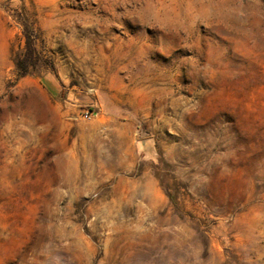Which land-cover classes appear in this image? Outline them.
<instances>
[{
  "label": "rangeland",
  "instance_id": "rangeland-1",
  "mask_svg": "<svg viewBox=\"0 0 264 264\" xmlns=\"http://www.w3.org/2000/svg\"><path fill=\"white\" fill-rule=\"evenodd\" d=\"M0 264H264V0H0Z\"/></svg>",
  "mask_w": 264,
  "mask_h": 264
},
{
  "label": "trees",
  "instance_id": "trees-1",
  "mask_svg": "<svg viewBox=\"0 0 264 264\" xmlns=\"http://www.w3.org/2000/svg\"><path fill=\"white\" fill-rule=\"evenodd\" d=\"M32 57L33 54L30 45L28 44V50L26 52L25 57L16 62V70L20 76H25V75L28 76L31 74L32 70L36 68V64H35L36 62L35 60L34 61L32 60L33 59Z\"/></svg>",
  "mask_w": 264,
  "mask_h": 264
}]
</instances>
